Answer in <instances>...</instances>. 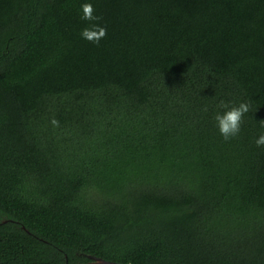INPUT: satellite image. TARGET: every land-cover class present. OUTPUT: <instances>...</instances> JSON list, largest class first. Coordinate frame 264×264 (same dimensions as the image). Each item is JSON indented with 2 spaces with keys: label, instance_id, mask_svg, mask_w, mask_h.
Instances as JSON below:
<instances>
[{
  "label": "trees",
  "instance_id": "obj_1",
  "mask_svg": "<svg viewBox=\"0 0 264 264\" xmlns=\"http://www.w3.org/2000/svg\"><path fill=\"white\" fill-rule=\"evenodd\" d=\"M261 121L264 0H0V264H264Z\"/></svg>",
  "mask_w": 264,
  "mask_h": 264
},
{
  "label": "clouds",
  "instance_id": "obj_2",
  "mask_svg": "<svg viewBox=\"0 0 264 264\" xmlns=\"http://www.w3.org/2000/svg\"><path fill=\"white\" fill-rule=\"evenodd\" d=\"M95 9L91 3H83L81 5V20L90 22V26L81 30V38L93 43L99 44V42L107 35V29L99 24L102 17L94 15ZM218 107L224 111L218 112L214 119L220 135L225 141L235 138L241 131V125L243 117L250 111V103L241 102L237 106H229L228 103L220 101ZM207 111V108L204 109ZM51 123L54 126H58V121L53 119ZM264 126V121H261ZM257 147L264 146V133H262L256 140Z\"/></svg>",
  "mask_w": 264,
  "mask_h": 264
},
{
  "label": "water",
  "instance_id": "obj_3",
  "mask_svg": "<svg viewBox=\"0 0 264 264\" xmlns=\"http://www.w3.org/2000/svg\"><path fill=\"white\" fill-rule=\"evenodd\" d=\"M66 264V263H65ZM80 264H123L118 262L107 261L98 257H88V261Z\"/></svg>",
  "mask_w": 264,
  "mask_h": 264
}]
</instances>
